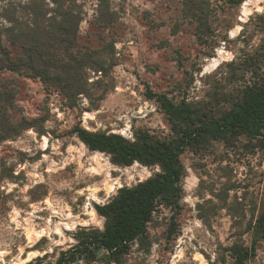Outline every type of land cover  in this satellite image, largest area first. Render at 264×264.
I'll return each instance as SVG.
<instances>
[{
	"label": "rangeland",
	"instance_id": "rangeland-1",
	"mask_svg": "<svg viewBox=\"0 0 264 264\" xmlns=\"http://www.w3.org/2000/svg\"><path fill=\"white\" fill-rule=\"evenodd\" d=\"M76 3L81 44L103 54L107 71H88L86 93L72 102L38 79L5 74L18 85L13 119L23 116L29 127L0 142V264L56 261L76 243L78 227L103 229L96 206L161 171L115 165L72 134L75 125L130 141L142 134L177 138L184 127L152 94L210 115L228 112L229 63L256 52L263 38L257 17L264 0H246L231 18L226 7L216 8L204 28L182 16L178 0ZM103 5L106 22L99 19ZM254 143L241 132L185 145L178 198L157 204L128 252L74 264H231L234 247L252 248L247 264H264V148Z\"/></svg>",
	"mask_w": 264,
	"mask_h": 264
},
{
	"label": "trees",
	"instance_id": "trees-1",
	"mask_svg": "<svg viewBox=\"0 0 264 264\" xmlns=\"http://www.w3.org/2000/svg\"><path fill=\"white\" fill-rule=\"evenodd\" d=\"M48 1L52 7L46 0H0V142L19 137L29 127L25 117L13 119L18 85L5 74L38 79L45 90L72 102L86 93L88 71L101 75L107 71L103 54L97 48L86 50L81 44L78 0ZM178 1L182 16L204 28L212 22L216 8L226 7L231 18L246 0H217L215 8L212 0ZM102 8L99 19L106 22L108 7ZM257 18L263 27L260 47L242 60L229 63L228 112L210 115L152 94L167 115L184 127L177 138L160 140L142 134L130 141L113 133L90 132L80 125L72 128L71 133L90 151L109 155L117 166L138 162L157 165L161 171L131 188H120L106 204L96 206L105 219L102 230L78 227L73 233L76 243L62 251L56 261L44 263L37 258L25 264H74L82 256L93 262L113 261L126 254L129 244L145 231L157 204H169L178 198L184 171L180 155L187 144L244 132L256 142L254 148H264V15ZM258 230L264 236V213L258 220ZM251 252L252 248H232L231 264H247Z\"/></svg>",
	"mask_w": 264,
	"mask_h": 264
}]
</instances>
